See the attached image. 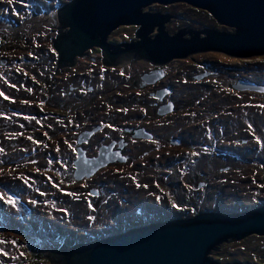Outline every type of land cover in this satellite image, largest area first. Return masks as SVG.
<instances>
[{
    "label": "rangeland",
    "instance_id": "rangeland-1",
    "mask_svg": "<svg viewBox=\"0 0 264 264\" xmlns=\"http://www.w3.org/2000/svg\"><path fill=\"white\" fill-rule=\"evenodd\" d=\"M68 1L0 0V199L4 201L0 264H53L49 260L62 242L69 248L81 244L73 241L95 238L93 234L105 237L149 222L189 218L199 211L230 212L255 205L264 196V93L239 96L242 93L233 90V81L228 83L225 77L264 84V54L234 58L204 52L213 66L199 64L196 74L206 68L214 74L196 81L188 71L174 94L178 100H193L194 106L183 115L174 114L165 127L162 123L148 127L155 137L161 132L182 144L151 150L144 145L147 141H135L126 149L128 162L108 165L89 179H72L79 130L100 125L96 137H102V143L123 137L122 124L112 122L125 116L108 114L121 109L119 95L130 91L129 79L134 76L130 64L119 68L112 81L106 80L103 64L99 74L94 61L90 69L74 66L87 61L89 51L70 68L56 66L51 39L58 21L49 19L47 12ZM158 4L143 10L178 14L180 18L166 27L169 33L188 23L232 30L184 2ZM122 26L113 30L111 40L120 43L133 36L135 26ZM135 67L140 68L138 63ZM87 74L93 80H82ZM110 100L119 109L112 107L107 113L104 108ZM135 111L130 109L131 114ZM135 123L131 124H141ZM86 152L95 155L97 146ZM9 197L14 203L8 202ZM8 209V214L1 213ZM262 241L259 238L255 244ZM255 244L245 243L243 251L238 250L240 244H233L229 250L251 259ZM258 248L255 252L260 254ZM224 249L210 251L211 259L233 260Z\"/></svg>",
    "mask_w": 264,
    "mask_h": 264
},
{
    "label": "water",
    "instance_id": "water-1",
    "mask_svg": "<svg viewBox=\"0 0 264 264\" xmlns=\"http://www.w3.org/2000/svg\"><path fill=\"white\" fill-rule=\"evenodd\" d=\"M176 2L206 10L218 24L232 30L207 28L170 35L164 26L169 19L167 14L143 10L154 3ZM56 14L58 32L51 41L60 67L73 65L75 58L90 48L100 50L106 65L114 64L123 54L155 63L206 50L234 57L264 54V0H69ZM122 25L137 28L134 38L109 42L110 33ZM185 34L188 36L183 37ZM162 77L159 68L141 76L146 84L158 82ZM232 88L264 93V85L253 81L238 80ZM164 93L161 89L155 96L163 98ZM171 108V104L162 106L159 113ZM93 131L84 130L76 136L75 180L89 179L108 165L126 161L123 138L103 143L95 155H88L85 146ZM131 135L139 139L152 137L142 127L133 129ZM96 192L91 190L92 194ZM248 234H264V206L232 213L212 210L186 221L166 220L131 227L69 248L62 242L49 261L53 264H247L211 259L210 251L222 240H241Z\"/></svg>",
    "mask_w": 264,
    "mask_h": 264
},
{
    "label": "flooded vegetation",
    "instance_id": "flooded-vegetation-1",
    "mask_svg": "<svg viewBox=\"0 0 264 264\" xmlns=\"http://www.w3.org/2000/svg\"><path fill=\"white\" fill-rule=\"evenodd\" d=\"M156 4H158V3H156ZM172 4H175V3L161 4V5L168 6V5H172ZM158 5H160V4H158ZM196 9H199V8H196ZM204 11L207 12L206 10H204ZM151 12L167 14L169 16V19L166 20V22L164 24L166 31H167V29H166L167 26H169L174 20H177V19L180 18L179 15L176 14V13H173V11H168V10L167 11H160V10H158V11H151ZM207 15H208V13H207ZM207 28H213V27H208L207 24H201V26H199V27H193L190 23H188V25H184L182 27H179L178 29H176L172 33H169L168 31L167 32L170 35H174V34H176L178 32L179 33H185L186 31L187 32H189V31L192 32V31H195V30H202V29H207ZM136 29L137 28H135L133 30V36L129 38V41L134 38V33H135ZM111 33L108 36L107 40L109 42H112V43H117L114 40H111ZM187 36L188 35L185 34L183 37H187ZM91 50H93L94 53H93V55H87L86 56L87 57V61H85L83 63H80V64H75V60L77 58H79V57H76L75 60H74L73 65L75 64L74 66H76L78 68H85V69L89 68L90 69V67H92V68L94 67L90 63V61H94L97 64V67H96L95 70L97 71V74H99L100 73L98 71L99 68H100L99 65L103 64L106 67V72H107L106 75H105L106 76V80L111 78V81H112V78H114V76H115L114 73L120 72L119 68H121V67L125 68V66L127 64L128 65L130 64V67H131L132 72H133L132 77L134 76V79H129L130 91H128L127 93H126V91H124L122 94L119 95V99H123L121 101L122 104L119 106V107H121V109L120 110L111 111V113L108 114V116H114L115 118H118L121 115L125 116V118H126L125 120L122 118L120 121L116 120L115 122H112V123H116V124H122L121 132H122L123 137H121V139L123 138L126 141V145H125V148L123 150V153H124V155L126 157V161L123 162V163L128 162V159L130 157L129 155L126 154V149L130 145V143H135V141H139V142H137L138 144H141L142 142L147 141L148 143L144 144V145L146 146L147 149H151V150H159V149L165 148L168 145V143L173 144V145L182 144L181 142H179L178 139L173 138V137H169L167 134L164 135V137H162L161 136V134H162L161 132H160V135H157L155 137L153 135V133L149 130L148 127L150 125H157V124H160V123H162V125H164V127H165V126L168 125L167 124L168 121L172 119V116L174 114L183 115V112L188 111L189 108L194 106V104L191 103V102H194L193 100H190V101L189 100L186 101L185 99L184 100H178V99H175L174 94H175L176 89L183 84V82L181 81L183 79L182 76L185 75V74L188 75V71H192V73H193L192 79H195L196 81L204 78L205 76H212V74H214V72L212 73V69H208V68H206V70H202L198 74H196V72L198 70L195 69V66H197L199 64L212 65L211 63H208L207 59H205L202 56L204 54V52H208V50L199 51V52H196L194 54H190V55H188L186 57L171 58L168 61L161 62V63H155V62H151V61H147V60H141L140 58L138 59V57H136V56L133 57V55H131V54H129L128 57H124L125 55H128V54H123V55H121V57H118L116 59L114 64H111V65H106L103 62L102 54H101V52H100V50L98 48H90V49H87L86 51H89V53H91ZM212 52H214V51H212ZM218 53H220L222 55H225L226 57H234V56H230V55L224 54L222 52H218ZM82 57H85L84 54L82 55ZM234 58H239V57H234ZM175 59H178V60L175 61ZM188 59H190L189 62H188ZM137 63H138L140 68H138L136 70L135 66L137 65ZM56 66L60 67L57 64H56ZM71 66L72 65L63 66L62 70L70 68ZM156 68H159V69L162 70V74H163L162 79L159 80L158 82L153 83V84H146L145 82H143V80L141 78L142 74L147 72V71L154 70ZM171 71H173V72L176 71V73L172 74ZM233 75H237V74L232 72V76ZM243 77H245V76H243ZM81 78H82V80H85V81L93 80V76H91L90 74L82 76ZM175 78H181V79H180V81H175L176 83L172 82L173 79H175ZM245 78H247V77H245ZM225 79H226L225 81L228 82V83H231L233 81V83L231 84V88H232V85H234L236 83V81L241 80V79H238V78L230 79L229 77H225ZM243 81H253L256 84H262V82H260V81H256L254 79H249V78H247V79H245ZM178 82L182 83V84H179ZM186 83L193 85V83H190V82H186ZM132 88H135V89H132ZM137 88H138L139 92L137 91ZM86 89H88V88H86ZM161 89L165 90L163 98H159V97L155 96V93L157 91L161 90ZM132 90L137 92L136 96H134L135 93H133ZM233 90H235V89L233 88ZM235 91L242 93V94H239V96H245L244 94H250V93H253V92L254 93H261V92L250 91V90H235ZM126 95H129V96H132V97L130 99H128ZM127 101H128V103H127ZM46 102H47V104L49 103L48 101H46ZM167 104H171L172 105L171 110L167 111L166 113L160 114L159 113V109L162 106H165ZM126 105H127V109L125 108ZM112 107H116V109H119V107L114 105V102L110 100V101L107 102L106 107L104 108L105 112H107V113L110 112L109 109L112 108ZM131 108H132V110H135V108H136V111H135L136 114L135 115L130 113V109ZM124 110L126 111L125 113L123 112ZM136 119H138V120L135 123ZM186 119L187 118L185 117V122L187 121ZM123 121H125V122L123 123ZM131 123H135V124L141 123V124L133 125ZM87 124L88 123H85V125H87ZM76 126H77V124H76ZM137 127L144 128L145 131H147L148 134L151 133L152 137L149 138V139L133 138L132 135H131V131L133 129L137 128ZM77 129H78V126H77V128H75V130H77ZM91 129H94V131L90 135V137L88 139V143L86 144L85 147L88 148V147L92 146V148H94L95 146H97V149H98V147L101 144H103L102 141H101L102 137H96L97 132L101 129V126L100 125H96L94 127H87L84 130H91ZM81 131H82V129L79 130L78 133H80ZM180 138H182V137H180ZM114 141H116V140H114ZM142 152L145 153L144 151H142ZM123 163H121V164H123ZM111 165H113V164H111ZM134 168L136 169L138 167L135 166ZM190 177H191V179L194 180V179H196L197 176L194 174V175H191ZM72 179H74V178H72ZM195 182L199 183L197 180ZM263 206H264V196L260 197L259 201L255 205H253L251 207H248L247 209L248 210H255L257 208L258 209L262 208ZM247 209H242L240 207V209L237 210V211H230V212H227V211H224V210L223 211L222 210H216V211H222L223 213H232V212L244 211V210H247ZM207 211H212V210H207ZM207 211H199V212L195 213L192 217L196 216L197 214H199L201 212H207ZM192 217L184 218V219L176 218V219H171L169 221H176V222L177 221H186V220H189ZM163 221H166V220H163ZM156 222H161V221L149 222V223H146L145 225L150 224V223H156ZM140 226H144V225H140ZM124 230H126V229H124ZM124 230H122V231H124ZM98 235L93 234V236L95 238H93L91 240L81 239L78 242L87 243V242H90V241L100 240L102 238H106L107 237V236L102 237V236H98ZM259 238L264 240V234L263 235L248 234V235L244 236L241 240H233L231 238H227L225 240L220 241L219 242L220 246H218V247L216 246L212 250L219 252V249L221 247H223V249L225 248L224 250H227V252H226L227 257L234 258L231 261L230 260H228V261L221 260V262H223V263L239 261V262H243V263H247V264H264V243L261 244V245L259 243L257 245L255 244V242ZM262 242H264V241H262ZM245 243L246 244H248V243L249 244H255L252 247V251H250V253H249V255L251 256L249 258H251V259H248V257L244 258V259H241L240 256H236L235 255L236 253L233 252V250H229V249H233L232 246H231L233 244H243V245H245ZM258 245H260V248H258ZM257 248L259 249L260 254L255 252V250Z\"/></svg>",
    "mask_w": 264,
    "mask_h": 264
},
{
    "label": "built area",
    "instance_id": "built-area-1",
    "mask_svg": "<svg viewBox=\"0 0 264 264\" xmlns=\"http://www.w3.org/2000/svg\"><path fill=\"white\" fill-rule=\"evenodd\" d=\"M63 3H65V2H58L57 6L54 8V10L51 11V13H50V12H47V17H48L49 19H52V21H55V20L58 21V20H57V14H56V11H57V9H58ZM49 14H51L50 17H49ZM89 55H91V53H90ZM242 246H244V245H243V244H240V245L238 246V250H239V251H242Z\"/></svg>",
    "mask_w": 264,
    "mask_h": 264
},
{
    "label": "bare ground",
    "instance_id": "bare-ground-1",
    "mask_svg": "<svg viewBox=\"0 0 264 264\" xmlns=\"http://www.w3.org/2000/svg\"><path fill=\"white\" fill-rule=\"evenodd\" d=\"M50 16H51V14H49V17H50ZM259 78H262V77H259ZM183 85H184V83H183ZM187 86L193 87V86H195V85H191V84H188V83H187ZM137 167H138V166H137ZM139 190H140V188H138V189L135 190V193H136L137 195H139ZM0 203L3 205V204H4V201L0 199ZM70 203H72V202H70ZM1 209H2V208H1ZM83 209H85L84 206H83ZM9 212H10V209H8V210H1V213H3V214H8ZM36 213H38V212H36ZM48 219H51V218L48 217ZM75 225H76V226H79V223L76 222ZM63 234H64V235H67V236H69V237H72L71 234H67V233H63Z\"/></svg>",
    "mask_w": 264,
    "mask_h": 264
},
{
    "label": "snow or ice",
    "instance_id": "snow-or-ice-1",
    "mask_svg": "<svg viewBox=\"0 0 264 264\" xmlns=\"http://www.w3.org/2000/svg\"><path fill=\"white\" fill-rule=\"evenodd\" d=\"M12 2V0H9V3H11ZM0 95H2V93H0ZM5 98H7V97H5ZM257 142L259 143V140H257ZM8 202H10V203H14L13 201H12V199H11V197H9L8 198ZM176 205H173V207H175ZM91 219V218H90ZM0 242H2V241H0Z\"/></svg>",
    "mask_w": 264,
    "mask_h": 264
},
{
    "label": "clouds",
    "instance_id": "clouds-1",
    "mask_svg": "<svg viewBox=\"0 0 264 264\" xmlns=\"http://www.w3.org/2000/svg\"><path fill=\"white\" fill-rule=\"evenodd\" d=\"M124 231H125V230H124ZM122 232H123V231H122ZM109 236H110V235H109ZM73 243H79V242H78V241H75V242L73 241ZM242 251H243V250H242ZM226 256H227V255H226ZM218 261H219V260H218ZM225 261H226V260H225ZM242 263H243V262H242Z\"/></svg>",
    "mask_w": 264,
    "mask_h": 264
},
{
    "label": "trees",
    "instance_id": "trees-1",
    "mask_svg": "<svg viewBox=\"0 0 264 264\" xmlns=\"http://www.w3.org/2000/svg\"><path fill=\"white\" fill-rule=\"evenodd\" d=\"M71 178H72V176H71Z\"/></svg>",
    "mask_w": 264,
    "mask_h": 264
}]
</instances>
